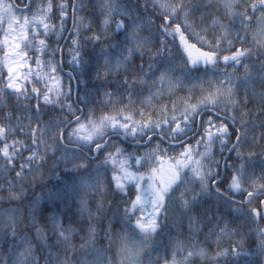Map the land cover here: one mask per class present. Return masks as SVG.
<instances>
[{
    "label": "snow or ice",
    "instance_id": "obj_1",
    "mask_svg": "<svg viewBox=\"0 0 264 264\" xmlns=\"http://www.w3.org/2000/svg\"><path fill=\"white\" fill-rule=\"evenodd\" d=\"M0 225V264H264V0H0Z\"/></svg>",
    "mask_w": 264,
    "mask_h": 264
},
{
    "label": "trees",
    "instance_id": "obj_2",
    "mask_svg": "<svg viewBox=\"0 0 264 264\" xmlns=\"http://www.w3.org/2000/svg\"><path fill=\"white\" fill-rule=\"evenodd\" d=\"M85 2H87V0H85ZM69 26H71V20H69ZM65 35H67V33H65ZM241 71H243V69H241ZM179 95V94H178ZM36 192L38 193L39 192V188H37L36 189ZM0 226H2V225H0ZM163 239H167V237H164ZM201 239H202V237H201ZM78 242V241H77ZM205 247H209L208 245H204ZM229 245L228 244H222L221 245V248H225V247H228ZM218 249H217V245H216V243L215 242H213L212 244H211V246L209 247V253L210 254H214L216 251H217ZM171 258V256H170V254H169V259ZM197 264H200V262L199 261H197Z\"/></svg>",
    "mask_w": 264,
    "mask_h": 264
}]
</instances>
